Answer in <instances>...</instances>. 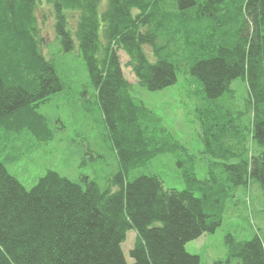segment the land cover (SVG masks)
I'll return each mask as SVG.
<instances>
[{"label":"trees","instance_id":"trees-1","mask_svg":"<svg viewBox=\"0 0 264 264\" xmlns=\"http://www.w3.org/2000/svg\"><path fill=\"white\" fill-rule=\"evenodd\" d=\"M101 2L0 0V133L50 135L37 108L64 87L42 53L44 3L64 51L77 45L85 62L119 163L105 188L49 170L27 190L0 162V264H128L129 231L131 264H202L184 246L221 225L236 192L251 187L264 201V0H107L100 11ZM119 52L148 91L194 78L199 158L132 96ZM182 152L183 190L164 189L158 175L126 179L167 153L184 168ZM197 159L207 163L201 179ZM226 243L236 264H264V235Z\"/></svg>","mask_w":264,"mask_h":264},{"label":"rangeland","instance_id":"rangeland-1","mask_svg":"<svg viewBox=\"0 0 264 264\" xmlns=\"http://www.w3.org/2000/svg\"><path fill=\"white\" fill-rule=\"evenodd\" d=\"M106 1L102 0L100 11ZM36 15L44 41L42 53L53 62L64 89L51 95L37 108V112L45 117L50 131L47 139H38L27 131H1L0 162L27 190L49 170L73 182L81 183V178L87 177L105 188L111 176L119 169V163L102 117L97 92L89 79L77 45L70 51H64L54 30L51 7L49 10L46 4H39ZM146 50L150 53L149 49ZM118 55L124 77L131 86L132 96L155 112L170 136L199 158L203 145L199 141L200 129L195 112L200 105L196 97L199 87L194 78L188 72L178 74L176 83L164 90L151 92L137 83L127 66V56L123 52ZM231 87L239 93L237 98L246 97L243 82L236 80ZM174 156L176 154L159 155L149 165L130 171L126 179L158 175L164 189L183 190L187 187L184 174L189 171V163L182 152L180 156L186 162L185 167L180 168ZM196 164V178L201 179L207 166L206 160L197 159ZM193 191L196 196L199 195L197 190ZM255 235H264V201L259 191L250 187L247 191L239 189L230 199L222 223L213 233L202 234L187 242L184 248L188 254L199 257L202 264H236V260L229 258L226 243L228 237L249 240ZM134 239L135 232L129 231L121 246L128 264L132 263L129 250Z\"/></svg>","mask_w":264,"mask_h":264},{"label":"water","instance_id":"water-1","mask_svg":"<svg viewBox=\"0 0 264 264\" xmlns=\"http://www.w3.org/2000/svg\"><path fill=\"white\" fill-rule=\"evenodd\" d=\"M263 58H264V56H263ZM262 144H263V146H264V136H263V139H262Z\"/></svg>","mask_w":264,"mask_h":264}]
</instances>
